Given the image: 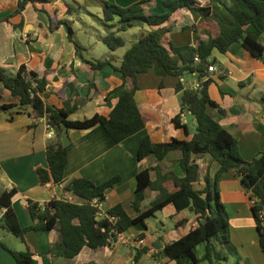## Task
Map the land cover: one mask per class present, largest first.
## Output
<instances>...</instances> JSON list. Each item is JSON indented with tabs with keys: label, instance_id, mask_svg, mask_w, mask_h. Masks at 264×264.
<instances>
[{
	"label": "crops",
	"instance_id": "1",
	"mask_svg": "<svg viewBox=\"0 0 264 264\" xmlns=\"http://www.w3.org/2000/svg\"><path fill=\"white\" fill-rule=\"evenodd\" d=\"M102 1L29 2L18 11V0H0V66L7 72H15L23 64L27 70L45 78L47 84L41 94L42 99L56 108H72L68 115L72 120L87 118L95 113L108 116L117 98L106 100L105 96L122 82L119 73L110 66L93 69L80 57L79 52L88 59L107 57L118 65L125 50L141 33L147 31H156L161 42L168 47L169 44L195 45L198 40L215 33V26L208 18L197 11L191 12L181 7L164 23L135 25L119 32L124 40L125 35H128L130 41L128 43L125 40L122 47L110 50L102 41V36L107 32L100 20ZM108 1L127 6L138 0ZM222 1L227 5L232 3L231 0ZM198 2L200 5L210 4L209 0ZM143 7L148 12L165 11L161 0H149L143 3ZM62 19L71 21L75 38L82 49L76 50L62 24L50 28V21L56 24ZM113 23H117V18ZM115 29L113 27L111 30ZM78 33L85 37L82 36L80 40ZM258 40L264 45V32ZM209 60H212L216 70L206 71L201 79L195 73L184 74L180 78L170 74L160 76L153 68L139 74L134 98L145 119V126L112 147H108V135L100 125L67 129L60 137L61 142L68 146L64 178L60 183L52 180L41 183L36 172L38 166L48 168L46 144L55 137L54 127V136L49 138L46 136L45 116L37 118L27 111L0 107V195L4 190L16 188L12 207L20 225L28 226L34 222L28 211V199L44 202L61 197L73 202H84L83 198L63 189L75 177H85L100 183L118 174V181L106 189L101 206L105 211L121 203L130 216L137 214L131 201L140 168H150L152 181H157L160 176L159 183L171 188V182L162 176L169 171L182 176L178 162L181 152L171 150L161 161L152 155L138 161L137 151L145 136L152 142H164L171 138L190 139L195 132V117L180 106L179 93L175 90L178 80L182 81L184 87L195 88L209 78L207 92L217 106L208 104V114L237 139L240 154L245 160H251L263 151L264 60L250 54L239 41L231 43L225 52L213 48ZM0 93L1 103L17 101L1 85ZM176 115L179 116V126L173 121ZM193 158L199 164L200 174L195 187L201 188L205 184L204 177L213 176L218 163L208 154L193 155ZM159 186L145 189L141 210L147 208L156 197ZM218 190L228 213L230 240L236 249V254L229 255L224 261L232 264L238 258L240 264H264L249 192L232 170L220 174ZM2 212L3 209L0 215ZM150 217L144 220V224L136 223L121 233L128 242L117 238L97 248L84 246L73 257H63L55 251L59 241L58 226L50 230H28L24 234V241L18 243L11 240L9 235L12 233L0 228V241L13 250H25L28 246L38 264H83L88 261L129 264L134 261L136 253L139 256L136 264H176L174 259L161 252L166 243L178 239L195 224L193 210L191 207L177 210L172 203H167ZM7 238L12 245L5 241ZM137 238L143 242L137 244ZM0 264H16L13 256L1 245Z\"/></svg>",
	"mask_w": 264,
	"mask_h": 264
},
{
	"label": "trees",
	"instance_id": "2",
	"mask_svg": "<svg viewBox=\"0 0 264 264\" xmlns=\"http://www.w3.org/2000/svg\"><path fill=\"white\" fill-rule=\"evenodd\" d=\"M43 1L48 0H18L17 10L23 9L29 2ZM148 1L138 0L127 6H120L108 0L102 1L100 20L107 29L102 41L110 50L124 45V37L119 32L135 25L164 23L181 7L191 12L197 11L208 18L215 26V33H210L206 39L198 40L195 45L169 44L168 47L161 42L156 31H147L141 33L125 50L118 65L107 57L88 59L78 51L80 57L91 68L101 69L110 66L120 75L121 84L112 88L105 96L106 100L111 97L117 98L108 116L95 113L83 119H69L68 115L72 108H56L42 99L41 94L47 84L45 78L39 77L32 70H27L23 64L15 72H7L0 66V85L17 99L15 103H1L0 93V107L27 111L37 118L45 116L46 121L54 127L55 137L46 144L48 168L41 166L36 168L41 183L49 180L54 183L63 181L68 146L61 142L60 137L67 129H85L100 125L108 135V147H112L145 126V119L134 94L137 89V76L149 68H153L160 76L170 74L180 78L184 74L195 73L201 79L206 74L207 66L212 63V60H209L212 49L225 52L235 41H239L254 57L264 60V45L258 40L259 35L264 32V0H231V5L222 0H209L210 4L205 5H200L198 0H161L165 8L162 13L145 10L143 3ZM115 18L116 24L113 23ZM59 24L64 26L67 37L76 50L82 49L75 38L71 21L62 19L56 24L50 21V28ZM113 27L116 29L111 30ZM196 54L199 61L194 60ZM209 81V78L202 81L200 89L184 87L181 80L175 85L181 108H186L195 117V132L190 139L171 138L169 141L152 142L148 136L142 138L137 151L138 161L148 155L161 161L169 151L179 150L181 156L178 162L183 174L177 176L171 171L164 174L162 178L172 184L171 188H167L159 183L160 176L157 181L151 180L150 168H140L136 174V187L131 201L133 209L137 212L135 216H130L121 203L108 207L105 210L107 215L97 216V203L105 199L106 189L118 181V174L100 183H94L85 177H75L69 180L63 189L85 201L78 203L61 197H53L44 202L28 199V211L34 220L28 226L20 225L12 207V197L16 193V188L4 190L0 195V210L3 209L0 228L8 230L24 241V234L28 230H50L58 226L59 241L55 251L63 257H73L84 246L97 248L110 244L111 241L117 240L118 232L122 233L136 223L144 224L146 218L165 204L172 203L177 210L191 207L196 222L188 232L166 243L161 254L174 259L176 264H199L202 260L207 261V264H215L216 260H227L229 255L236 254L235 246L230 240L228 213L220 200L218 190L220 174L232 170L239 176L241 185L249 192L250 199H256L251 208L258 230L259 245L264 254V225L259 218L261 212L264 215V150L251 160L242 157L237 139L206 110L208 104L217 106L207 92ZM219 110L223 111L221 108ZM173 121L177 126L181 125L179 116L176 115ZM199 154H208L218 163V168L213 176L204 177L203 187L196 188L195 184L199 182L200 174L199 164L193 155ZM158 185L160 186L156 197L147 208L141 210L140 204L144 199L145 189ZM200 244H203L204 249L199 256L197 246ZM0 245L13 256L16 264H38L28 246L25 250H13L2 241ZM138 258L136 253L134 261L129 264H136ZM83 264L98 263L88 261ZM232 264H240L239 259L236 258Z\"/></svg>",
	"mask_w": 264,
	"mask_h": 264
},
{
	"label": "built area",
	"instance_id": "3",
	"mask_svg": "<svg viewBox=\"0 0 264 264\" xmlns=\"http://www.w3.org/2000/svg\"><path fill=\"white\" fill-rule=\"evenodd\" d=\"M194 60L195 61H199V56L197 54L194 56ZM215 70H216V67L214 66V64L210 63L207 66V71L211 72V71H215ZM201 87H202V85L199 84L195 88L196 89H200ZM46 129H47L46 136L49 137V138L53 137L54 136L53 126L50 123H48V122L46 124ZM250 202H251V204H254L256 202V199L255 198H251ZM97 207H98L97 216H102L103 214H106V212L103 210V208L101 206V202L97 203ZM259 218L261 220L262 225H264V215H263L262 212L259 214ZM117 238L123 240L124 242H128L125 238L122 237V234L120 232L117 233ZM135 242L137 244H139V243H142L143 240L141 238H137V239H135Z\"/></svg>",
	"mask_w": 264,
	"mask_h": 264
},
{
	"label": "rangeland",
	"instance_id": "4",
	"mask_svg": "<svg viewBox=\"0 0 264 264\" xmlns=\"http://www.w3.org/2000/svg\"><path fill=\"white\" fill-rule=\"evenodd\" d=\"M79 35L77 36L80 40L82 39V36H83V34H82V36H81V34L80 33H78ZM83 37H85V36H83ZM125 40H126V42H128L129 43V37H128V35H125ZM123 46V45H122ZM121 46V47H122ZM150 219L151 220H153V218L152 217H150ZM167 220H169V219H167ZM10 236V238H11V240H13L15 243H18V242H20V238L19 237H14L13 235H9ZM5 241L7 242V243H10V245H12V242L10 241V239L9 238H7V239H5ZM22 241V240H21ZM203 244H200V245H198L197 246V253L199 254V256L200 255H202V253H203ZM199 264H207V261H205V260H202V261H200V263ZM215 264H230V262L228 263V262H226V261H224V260H216L215 261Z\"/></svg>",
	"mask_w": 264,
	"mask_h": 264
}]
</instances>
